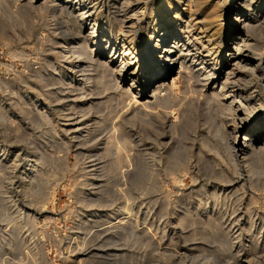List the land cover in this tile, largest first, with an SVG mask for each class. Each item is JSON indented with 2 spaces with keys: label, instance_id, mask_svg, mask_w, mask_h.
<instances>
[{
  "label": "rangeland",
  "instance_id": "obj_1",
  "mask_svg": "<svg viewBox=\"0 0 264 264\" xmlns=\"http://www.w3.org/2000/svg\"><path fill=\"white\" fill-rule=\"evenodd\" d=\"M152 2L157 3V1L149 0L146 5L149 20H156V14L152 13L154 12ZM110 4L113 6L114 0ZM107 5L105 1L104 4L96 2V6L102 7L101 10L105 11L103 20L116 26L118 20L113 17L114 13L107 15L109 6ZM50 8H52L50 0H2L0 3V264H85L87 251H84L78 242V244L75 243L74 238L78 237L81 241L86 225L93 220L106 225V223L118 221L120 217L130 219L134 225L133 230L125 229L121 235H109L111 238L104 234L95 240L96 244L104 241L105 250L109 249L113 252L114 248L115 253L123 254L125 261L119 258L113 264H176L177 261L171 253L178 251L188 254L191 251L192 256L189 254V257H194L203 263L211 256L219 255L225 258L224 260L226 258L231 260L236 259L240 253L252 252L256 249L255 243L257 241L262 243L264 240V170L262 168L264 160L260 159L257 162L258 166H262L260 171L254 168L252 172H249V165L235 166L226 150L215 149L212 133L216 126L221 124V114H217L215 102L206 99L203 87V89L197 88L192 80L185 83L183 78L177 75L178 68L175 71L177 77L173 90L176 101L173 108H170L172 110H163L157 113L159 116L156 114L152 115L153 117L144 112L128 111L126 113L128 120L123 124H127L125 130H132L136 134L132 135L130 147H126L123 151L125 159L120 167L123 171L120 170L121 172L118 171L119 173L114 175L105 168V171L100 169L97 173L90 172V169L94 168L92 164L101 162L100 159L93 162V159H97L96 152L93 150L98 136L106 132L101 131V133L98 130L95 135H88V138H83L84 136L76 138L71 130L63 133L55 132L62 120L61 117L56 116L57 124L55 125L47 121L54 112L51 110L52 105L49 104L46 94L51 88L55 90L59 87L60 80L70 74L64 82V87H68L66 90L71 94L70 98L76 99L78 95L74 94L78 93L76 84L83 78L80 75L83 73L75 71L76 68L74 72L67 73V63L63 60L68 59L69 56L72 66H78L77 54L70 51L65 57L62 56L60 51L62 46L68 44L71 39L68 38V40L64 34L61 36L59 21L53 18ZM97 9H94L93 15ZM154 40L155 38L152 39ZM256 41L264 47V41H261L260 37H257ZM92 46L94 45L91 42L88 48ZM128 83L130 84L129 79H126L122 88L128 87ZM115 87L117 86L112 85L108 89L110 91H104L105 94L102 95L105 97L101 98L109 104L104 106L106 109L101 106L105 112L103 113L100 109L99 114L108 113L106 115H110V119L118 111L123 112L128 103L127 100L120 103L123 97L122 99L119 97L120 90ZM87 94V99L92 97L90 91ZM90 102L88 100L81 106V103L75 100L72 104L77 108L80 107L81 112V109L90 106ZM117 104L120 110L115 109ZM122 105H125L124 109ZM110 108L114 112L111 111L109 114ZM165 111L167 114L164 113ZM38 112H41L43 116ZM138 119H142L141 122ZM143 124H148L149 128L142 126ZM122 126L120 129H123ZM52 136L57 137L55 143L51 140ZM48 141L52 144L47 143ZM146 142H152L150 146L155 147V152L149 153L146 150ZM184 144L187 145L184 146ZM173 147L181 149L180 154L183 158H187V163L181 169L170 171L167 170L166 165L168 152ZM54 149L56 151L53 153ZM41 151L48 156L46 157ZM220 152L223 155H220ZM51 154L58 156H52L51 160L49 158ZM36 155L41 160H38V170L32 175L42 172L47 177V179L44 177L45 183H43L41 197L26 193L24 190L28 181L25 179L22 165L28 162L27 158L33 159ZM159 155L163 159H160ZM146 162L154 164V169L157 170V175L153 179L149 176L145 177L146 172L145 176L142 173ZM101 164L99 163L98 166ZM211 170H222L225 176L217 177ZM100 181L102 183H99ZM125 201L130 203V212L122 209L127 204ZM127 213L131 218L127 216ZM132 214H135L134 217ZM212 217L218 220H213ZM180 218H184L183 222H180ZM102 220L106 222L103 223ZM215 221L216 223H213ZM130 231L131 234L128 233ZM260 233L262 235L258 240ZM138 237L141 240H137ZM107 241L110 242L109 245ZM115 242L118 243L117 246H113L117 244ZM96 246L93 245L91 249ZM149 248H152L151 251ZM257 249L260 250V247ZM249 259L251 264H264L257 261L253 253ZM220 262L222 263L221 260Z\"/></svg>",
  "mask_w": 264,
  "mask_h": 264
},
{
  "label": "bare ground",
  "instance_id": "obj_2",
  "mask_svg": "<svg viewBox=\"0 0 264 264\" xmlns=\"http://www.w3.org/2000/svg\"><path fill=\"white\" fill-rule=\"evenodd\" d=\"M0 1L2 2V0ZM104 1L109 5L113 0H50L52 5V8H50L52 10L50 11L53 18L59 21V25H57L61 29V36L64 34L67 36V39H71L70 42L68 41V44L62 46L60 50L62 51L61 54L65 57L68 52L73 51V54L76 53V57L78 58L77 63H79V65H75L76 67L72 66L73 63H71L69 60V58L71 57L68 56V59L63 60L65 63H67V73L71 71L74 72V69L76 68L77 70L75 71L83 73L80 74L83 78L79 79L78 83L76 84V89L78 90V93H74L78 94L77 96L75 95L76 99L70 98L71 94H69V91L66 90L68 89V87H64V82L68 77H70V74L69 76L66 75L63 79L60 80L61 84H58L59 87H56L55 90H52L51 88L49 93L46 95L49 98V104L52 105L51 110L54 113H52L51 118H49V120L47 121L50 122H48L49 124H52L53 122L55 125L57 124L55 123L56 116H59V118L61 117L60 119L62 121H60V127L62 126L64 128H60L58 126L56 128L55 126V132L63 133L64 131L71 130L72 133L76 135V138H81V136H84L83 138H88L90 135L92 136V134L95 135L98 130H100V132H106L105 134L98 136L96 141L98 146L96 144L93 150L96 152L95 155L97 156V159L95 160L92 158L93 162H97V160L100 159L101 162L99 163L102 164L99 166V163L92 164L94 168L92 167V169H90V172L96 171L97 173V171H99L100 169H103L102 171H105V168L109 173H112L114 175V173H119L118 171L120 170L123 171L120 168L121 163L125 159V157L123 156V151L126 149V147H130V143L133 140L131 139L132 135L136 134L132 132V130H125L127 129V124H123H125V121L128 120V116L126 115V113L128 111H134L138 113L144 112V114L148 113L152 116L163 110L173 108L172 106H174V103L176 101V96L174 95L173 90L174 86L176 85L177 75L183 78L185 83L188 80H192L197 88L203 87L204 89H202L205 90L206 99H208V101L211 100L212 102H215L213 103L216 104V112L217 114H221V124H218L219 126H216L213 133L211 131L215 140V144H213L215 149L226 150L229 154V157L231 158V161L234 163L233 165L235 166L247 164L250 166L249 172H252L254 168L260 171L262 166H258L257 162L260 159L264 160V47L256 41V38L260 37V40L264 41V0H153L157 1V3L152 2V8H154V12L152 13L156 14V20H149L150 16L148 14L146 6L149 0H114L113 6L111 4V6L107 5L108 11H106V13H108L107 15L114 13L113 17L118 20V23L116 22V26L111 23L108 24V22L103 20L105 11L103 9L101 10L102 7L99 8L96 6V2H103L104 4ZM96 7L99 9H97ZM93 8L97 9L94 12L95 15L92 14L94 11ZM230 15H232V17H230ZM85 24H88V26H85ZM153 38H155L154 41H152ZM91 42L94 46H92V48H88L89 43ZM89 49L91 52L89 51ZM85 58H87V60H84ZM84 63L87 64L84 65ZM177 68V75H175V71L177 70ZM126 79H129L130 84L128 83V87L125 86V88H122V85L126 82ZM112 85L117 86L120 90L119 97H121V99L123 97V99L120 100V103H122V101L125 102L126 100V102L128 103L126 105V109L123 112L120 111L122 113L118 111L119 113L117 112V114L115 116H112L113 118L111 117L110 119V115H106L108 113L103 114L105 112L103 111V108H105L104 106L108 102L106 103V101L102 100L101 98L105 97L102 94H105L104 91L110 89ZM89 91L90 94H92V97H89L87 99L86 96L88 95L87 93ZM111 93L109 94L111 95ZM116 96L117 95L115 93V97ZM67 97L68 99H66ZM75 100L76 102H80L81 106L86 104L88 100L91 101V104L90 106L81 109L80 112V107L77 108V106H74L72 104V102H75ZM109 101L112 100L109 99ZM111 105L108 106L111 107ZM101 106H103V108H101ZM118 106L119 105L117 104L115 109L118 108V110H120ZM122 106V109H124L125 105ZM91 109H94L95 111L93 112ZM100 109L101 111H103L102 114H99ZM215 109L216 108H214V110ZM111 111L114 112L110 108L109 114ZM38 113L41 114V112ZM92 113L96 114L93 115ZM164 113L167 114L166 111ZM125 115L127 117H125ZM46 117L48 116L46 115ZM148 124H143L142 126H147V128H149ZM121 126L123 127V129H120ZM153 127H155V125ZM71 134L70 136H72ZM52 137L51 140L53 142L56 141L57 137ZM47 143H49V141ZM157 143H159V141ZM49 144H52V142ZM136 144H138V142ZM150 145H152V142L147 143L146 150L149 153L155 152V147ZM186 145L184 144V146ZM175 147H173V149L169 150L168 152L169 157H167L166 167L167 170L170 171L181 169V167L183 168L187 163V158H183L180 154L181 149H175ZM200 150H202V148ZM55 151L56 150L54 149L53 153ZM186 151L188 150L186 149ZM42 154H45V152L43 151ZM46 155L48 156L47 153L45 154V156ZM55 155L51 154L49 155V158L52 160V156ZM185 155L186 154H184V156ZM220 155L223 154H221L220 152ZM158 157L160 159H163L160 155ZM27 159L28 162L22 165V169L25 173V179L26 181H28V185L24 186V190H26V193H32V195L35 194L41 197L43 193V183H45V173L38 172V174L32 175L38 170V160L40 161L41 159H39V156L37 155L34 156L33 159L32 157L31 159ZM87 163L89 165V162ZM144 164L145 165L142 172L143 175L145 176L146 172L147 176L145 177L149 176L153 179L155 175H157V170L154 169V164L152 165L148 162ZM262 168L264 170V165ZM212 173L213 175H216L220 178H223L225 176L222 170H215L212 171ZM45 178L47 179V177ZM99 183L102 182L100 181ZM35 187L38 188L35 189ZM130 195H132V193ZM97 200L98 199H96V201ZM103 200L105 201L106 199L104 198ZM126 203L127 204L122 209L128 211L130 209V203ZM127 216L130 217L128 213ZM99 217H101V215H99ZM182 219L181 221H179L183 222ZM213 220L217 221L218 219L213 218ZM102 221L103 223L106 222L104 220ZM216 221L213 223H216ZM251 221L253 220L251 219ZM114 222H109L110 224L106 223V225H104L99 224L101 222L98 223L93 220L91 223L86 225V231L83 233L84 235L83 237H81V241L78 237L74 238V242H78L79 245H81V248L84 251H87V253H85V264H113L115 260L119 258V260H121V258L123 259V254L120 252L119 255L117 254V251V253H115L114 248L113 252H110L111 250H109L108 248V250H105L106 246L104 247L103 245L104 241H101L102 244L100 243V241L97 244L95 243V240H97L98 237L100 238L104 234H107L108 236L112 234L121 235L122 233H124L125 229L133 230L134 228V225L132 224V222H130V219L126 217H120L118 221L116 220V222ZM188 222L190 223V221ZM193 222L196 223L197 221L193 220ZM199 224L200 223H198V225ZM152 225L153 224H151V226ZM92 229L93 233H91ZM216 229H218V227ZM128 233L131 234L132 232L130 231ZM196 235L197 234L195 233V236ZM261 235L262 233L259 234L258 240H260ZM109 237L111 238V236ZM123 239L125 240V238ZM138 239L141 240L139 237L137 238V240ZM187 240H189V238H187ZM182 241L184 242V240ZM109 244L110 242H108V245ZM93 245H97L98 247L96 246V248L91 249ZM114 245L117 246L118 243L113 244V246ZM255 247L256 249L257 247H260V250L257 249V252L256 249H253L252 252H244L242 254L239 252L240 255L237 254L238 257L231 260H227V258L226 260H224L225 258L223 259L218 255L211 256V258H208V260L202 263L194 257H189L191 251L189 252V254L183 253L181 251L173 252L171 253V256L176 259L178 264H251V259H249V257L253 253L256 259H258L257 261H261V263H264V240L262 243L257 241L255 243ZM151 249L149 248L150 251ZM218 252L219 251H217V253ZM121 254L122 257H120ZM232 258H234V256ZM220 260L222 261V263L220 262Z\"/></svg>",
  "mask_w": 264,
  "mask_h": 264
}]
</instances>
